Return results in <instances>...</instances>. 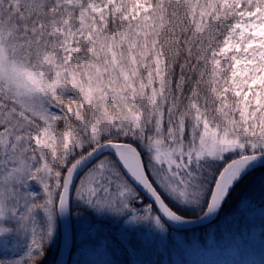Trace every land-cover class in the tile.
Here are the masks:
<instances>
[{"label": "snow or ice", "instance_id": "1", "mask_svg": "<svg viewBox=\"0 0 264 264\" xmlns=\"http://www.w3.org/2000/svg\"><path fill=\"white\" fill-rule=\"evenodd\" d=\"M257 167L264 0H0V264H48L74 208L53 264L114 256L109 222L163 244Z\"/></svg>", "mask_w": 264, "mask_h": 264}, {"label": "rangeland", "instance_id": "2", "mask_svg": "<svg viewBox=\"0 0 264 264\" xmlns=\"http://www.w3.org/2000/svg\"><path fill=\"white\" fill-rule=\"evenodd\" d=\"M250 173L244 178H248L251 175ZM247 183L248 182H245V184ZM260 189H262V183L257 186V189L254 187L251 192L246 195L245 190H241L237 196L238 202V200L245 195L237 204L241 211H236L233 214V217H227L229 215L228 211L224 214L221 212L222 215L220 220L223 221H220V224H211L210 226H206L199 230H173L168 242L163 244L157 245L154 243L152 246L144 248V237L147 236V238L155 240L154 237H151L153 234L147 230L131 234L129 237L130 247L139 251L131 255L127 248L122 246L119 242L121 226L110 222L105 223L103 225L104 231L95 239H89L87 243L91 246L97 241L102 240L104 237H107L112 241L115 248L114 256L102 254V250H98L97 253L89 252L82 258L78 256L77 259H83L84 264H104V261L107 260L112 261V264H230V258L233 257V260L237 261V264H258L262 260V250L264 249L261 250V248H259L258 251H255L254 253H243L241 245L233 242L232 240L234 237L231 235L226 236L229 238L227 241L232 242L231 244L227 245L225 244V241H223V244L221 243L225 246L224 249H215L213 246L216 247L220 245L221 240L225 238V236L222 235L226 232L229 233L230 229H232L233 232H236L241 227H248L250 222L257 230H260L261 227L263 228L264 217H253L250 215V212L244 211L246 208L253 207V202H256L255 199L258 198L257 193H259L258 191H260ZM262 197H264V195ZM77 211L81 214V221L76 219ZM189 215L191 214L189 213ZM87 216L88 213L84 209H73V224L77 246L81 243L78 238L82 231L81 223L83 218ZM249 227L253 228L251 226ZM207 239L209 242H206ZM228 246H230V248H228ZM58 247L54 251L52 258L48 260V264L53 263V257L56 255ZM16 250L13 242V244H10L7 249H0V252L12 256ZM222 252H225L226 254L223 255ZM218 255L222 257L219 258Z\"/></svg>", "mask_w": 264, "mask_h": 264}, {"label": "trees", "instance_id": "3", "mask_svg": "<svg viewBox=\"0 0 264 264\" xmlns=\"http://www.w3.org/2000/svg\"><path fill=\"white\" fill-rule=\"evenodd\" d=\"M251 175L247 178H244L236 187L235 189L232 191L230 197L228 198L227 202L224 204L223 209H222V213L224 214L225 212H229V215L227 217H233V214L237 211H241L239 209V205L237 206L238 202L249 192H251V190L257 186H259L262 183V189H260V191H258L259 193H257L258 198L255 199L256 202H253V207L252 208H246L244 209V211L246 212H250L251 216H261L264 217V215H262V213H264V197H262L264 195V167H260L257 168L255 170H253L251 173ZM245 182H248L247 184H245ZM244 189L245 190V195H243L237 202V196L238 194L241 192V190ZM222 213L220 214V217L222 215ZM219 219L213 223V224H220V220ZM212 224V225H213ZM249 226L253 227L250 228ZM248 227H241L238 231L233 232L232 229L229 230V233H224L222 236H225L224 239L221 240L220 245L214 247L215 249H224L225 246H223V241H225V244H231L232 242H228L227 239H229L226 236H233L234 239L232 240L233 242H235L236 244L241 245V248L244 252L247 253H254L255 251H258L259 248L264 249V226L263 228L261 227L260 230H257L255 228V226L250 222V225ZM245 228V229H244ZM211 238V237H210ZM209 238V240H210ZM209 240L207 239L206 242H209ZM222 243V244H221ZM251 243V244H250ZM228 248H230V246H228ZM263 251V257L262 260L258 263V264H264V250ZM54 252L52 253V255L48 258V260H50L53 256ZM223 255H225V252H222ZM219 256V255H218ZM222 256H219V258ZM234 258L231 257L230 258V264H237V261L233 260Z\"/></svg>", "mask_w": 264, "mask_h": 264}, {"label": "water", "instance_id": "4", "mask_svg": "<svg viewBox=\"0 0 264 264\" xmlns=\"http://www.w3.org/2000/svg\"><path fill=\"white\" fill-rule=\"evenodd\" d=\"M220 213L218 214L217 218H215L212 221H205L202 224H196V225H193V226H189V228H187V229L177 230V231H190V230H196V229H200V228H204L206 226H209V225L213 224L218 219ZM192 218L194 219L195 217H192ZM65 235H71L75 239V231H74L73 217L71 219V222L69 224H67V225L63 221L60 222V242H59V247H58L57 253H59L63 249V243H64V237H65Z\"/></svg>", "mask_w": 264, "mask_h": 264}]
</instances>
